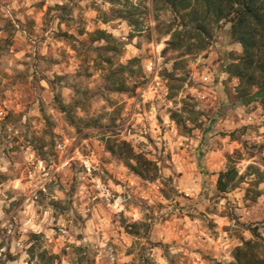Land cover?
<instances>
[{"label":"clouds","instance_id":"clouds-1","mask_svg":"<svg viewBox=\"0 0 264 264\" xmlns=\"http://www.w3.org/2000/svg\"><path fill=\"white\" fill-rule=\"evenodd\" d=\"M0 264H264V0H0Z\"/></svg>","mask_w":264,"mask_h":264}]
</instances>
